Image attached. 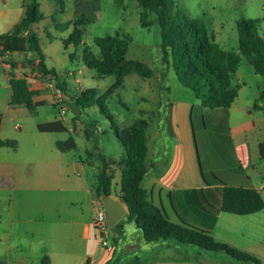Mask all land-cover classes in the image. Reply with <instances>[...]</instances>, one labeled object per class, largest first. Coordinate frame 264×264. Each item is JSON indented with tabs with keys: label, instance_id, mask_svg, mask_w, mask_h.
<instances>
[{
	"label": "crops",
	"instance_id": "1",
	"mask_svg": "<svg viewBox=\"0 0 264 264\" xmlns=\"http://www.w3.org/2000/svg\"><path fill=\"white\" fill-rule=\"evenodd\" d=\"M3 2L6 4L7 0ZM25 8L23 5L9 32L20 23ZM47 19L44 16L42 21L33 26L40 46L44 36L40 30ZM13 54H0L1 66L7 71L11 89L6 111L9 106H18L11 105L10 59L17 62L13 71L15 77L27 76L29 88L35 92L34 102L47 104L45 100L39 99L40 89L50 86L53 91L51 104L55 105V94L59 90L52 79L55 77L29 72L30 61L33 60L31 53L22 52L19 58H14ZM45 63L51 70L46 59ZM23 68H27V73L20 76L19 72ZM73 75L69 73L67 76ZM80 80L77 79V83ZM64 85L69 86L66 81ZM65 87L62 88L64 91L60 89L67 101L64 114L69 109H75V115L68 120L61 116L48 122L62 120L67 131L75 134V119L82 115L73 100L78 92H68ZM118 90L114 94L117 95ZM261 94H256L255 100L251 102L243 100L239 94L227 109L205 108L200 100L187 94V98L172 103L176 133L169 130L167 117L160 118L159 126L149 135L150 124L146 157L149 174L142 186L150 200L161 207L171 221L198 227L210 224L211 214L203 198L219 205L223 188L222 184L213 182L209 177L212 171L219 172L229 185L254 188L264 197V183L257 184L251 172L255 165L264 166L261 153V145H264V116L259 115L264 114V98L256 104ZM195 111L203 121L200 132L203 139L200 146L201 152L204 151L202 154L196 141ZM71 122L74 128L70 126ZM3 126L2 116L0 139L12 140L15 136L4 134ZM38 132L25 141V149L20 142L16 149L0 147V245H6V254L13 257L15 264H47L43 262L46 257L49 264H93L97 259L94 253L91 255V239L93 234L98 236L94 227L95 205L97 200L102 204L103 199L97 195L86 174V164L92 163V160L71 157L69 152L72 150L60 151L57 148L58 141L55 143L56 149L52 148L46 138L58 132ZM20 151L24 153L17 156ZM263 173L259 174L264 177ZM207 180L211 183L208 184ZM208 194L215 196L218 202L215 204ZM35 201L40 204L33 205ZM171 212L175 214L176 220L172 219ZM257 213L238 216L247 219H232V216L237 215L221 212L216 216L212 234L217 241L236 247L253 256L259 264H264V222L250 220ZM126 215L116 225L117 228L115 226L112 229L111 253L97 264H109L112 259L118 260L119 264H136V258L142 259L141 264H255L233 259L221 252L190 249L172 241L148 243ZM247 226L250 230L246 229ZM187 257L190 260H184Z\"/></svg>",
	"mask_w": 264,
	"mask_h": 264
},
{
	"label": "trees",
	"instance_id": "2",
	"mask_svg": "<svg viewBox=\"0 0 264 264\" xmlns=\"http://www.w3.org/2000/svg\"><path fill=\"white\" fill-rule=\"evenodd\" d=\"M56 1V0H54ZM63 3V0H58ZM141 9L142 25L149 27L157 22L161 27L163 59L169 65L172 59L173 68L180 84L191 90L202 105L208 109H227L236 101L239 95V85L233 81L242 58H246L253 66L257 75L264 77V37L259 33V21L254 19H241L238 21L239 53L220 48L214 37H210L205 21L195 18L177 6L176 0H134ZM44 19L41 4L38 0H30L26 5L24 15L14 30L0 36V54L10 55L16 52L31 53L34 59H40L39 69L43 74L53 75L45 63L41 51L40 39L33 26ZM90 20L86 13L78 14L73 21L58 27L69 30L70 34L63 40L65 50L75 48L81 52L82 62L98 73L99 78L115 77V83L104 95H100L96 87H88L78 92L73 99L81 111L93 106H99L101 112L111 122L115 129L114 134L124 147L119 161L100 154L102 165L98 167L96 182L93 184L97 195L116 196L128 209L126 218L132 221L140 231L143 239L148 243L159 241H172L175 243L196 246L209 252L225 253L233 259L253 262L259 261L248 253L229 244L217 241L212 229L216 216L229 213L237 216L251 215L264 209V199L254 188L229 185L217 171L209 173L213 182L223 185L222 199L219 205L211 204L203 198L211 214V222L207 227L192 226L184 222L171 221L167 213L152 200H150L142 183L148 177L149 167L146 164L148 152L147 132L150 126L145 117L137 118L130 126L118 127L109 112L107 99L119 89L130 75L141 78H151L152 69L140 60H128L127 52L132 37L124 32L117 31L114 35L95 39L94 46L83 41L86 27ZM76 53H69L70 61L75 60ZM13 91L11 105H24L34 112L36 107L43 103H35V92L29 88L28 79L15 77L13 71L17 63L10 61ZM64 85V83H63ZM62 87V86H61ZM58 85V88L63 90ZM264 98V92L257 99L256 104ZM2 115L0 114V128ZM41 132H66L67 126L62 120H56L37 125ZM89 131L86 135L89 138ZM0 147L16 149L18 143L13 140L0 139ZM60 151H69L77 148L74 136L66 141H58ZM264 158V145H261ZM116 166L121 173V189L114 191V173ZM210 184L211 181L207 180ZM117 228V226H116ZM197 259H199L197 257ZM184 260H190L185 258ZM136 264L142 259L136 258ZM49 264V260L43 259Z\"/></svg>",
	"mask_w": 264,
	"mask_h": 264
},
{
	"label": "rangeland",
	"instance_id": "3",
	"mask_svg": "<svg viewBox=\"0 0 264 264\" xmlns=\"http://www.w3.org/2000/svg\"><path fill=\"white\" fill-rule=\"evenodd\" d=\"M41 3V10L45 17H48L41 28L44 34L41 39V50L45 56L48 67L52 70L54 82L58 88H64L68 92H78V88L83 86L96 87L101 96L115 83V77L107 76L99 78L94 69L86 66L81 59V52H75L74 47L64 49L63 40L66 39L70 30L58 29L59 26L84 12L87 14L90 24L86 27L83 37L84 43L94 46L95 39L114 35L117 31L129 34L132 42L127 52L128 60H140L148 65L153 72L151 78H141L137 75H130L125 78L124 84L119 88L117 95L113 93L107 99L109 112L113 115V121L118 127L130 126L137 118L144 116L151 124V131L159 126L160 118H168V128L172 133H176L174 121V109L172 103L183 98L187 94L193 99V92L183 87L177 77L169 58L168 65L163 59L161 27L155 22L149 27L142 25L141 9L134 0H63L64 4L56 0H38ZM30 0H7L5 4L0 0V36L7 34L21 13L22 6L27 5ZM177 6L195 18L205 21L210 37H214L220 48L239 53L238 21L241 19H254L259 21V33L264 37V0H176ZM76 53L75 61L69 60V53ZM14 58L22 56L21 53H14ZM9 61V59H7ZM12 62L16 60L10 59ZM78 61V62H77ZM0 59V112L4 118L3 132L10 136H15L12 140L22 143L25 149V141L32 138V134H38L37 125L50 120L60 118L70 119L75 115V109H69L68 113L61 114L59 106L51 104L53 100L52 87H43L40 90L39 99H43L47 104L36 107L34 112L29 111L24 105L9 106L6 111L11 89L9 87L7 71L1 66ZM30 66L29 72L34 71ZM9 71V69H8ZM27 73V68L20 70V76ZM33 73V72H32ZM73 73V76H67ZM67 74V75H66ZM77 79L80 80L77 83ZM50 81V80H49ZM64 81L69 86L63 85ZM77 84V85H76ZM233 84L239 85L240 97L245 101L255 100L256 94L264 92V77L257 75L253 66L246 58H242L238 71L235 75ZM54 89V88H53ZM59 89V88H58ZM67 103V101H66ZM74 107V104H73ZM75 108V107H74ZM82 115L77 117L74 123L76 133L58 132L52 133L46 138L47 143L55 148L56 141H66L70 136H74L77 148L69 152L71 157L82 158L83 161L92 163L86 164V174L91 185L96 182L97 169L102 165L100 154L106 157H113L120 160L124 147L114 134L111 122L101 112L99 106L91 107L85 111L79 110ZM143 112L145 115H143ZM196 112V111H195ZM263 115V113H259ZM195 124L197 128L196 141L200 148L203 143L201 130L203 121L196 112ZM236 122V118L234 119ZM70 126L74 128L73 123ZM96 126V129L94 127ZM92 127V128H91ZM91 129L95 130V132ZM89 131V138L86 135ZM171 133V134H172ZM162 148L164 147L163 141ZM150 148H152V145ZM201 152V148H200ZM202 152H204L202 150ZM201 152V154H202ZM17 156L24 152L20 151ZM212 157V154L210 155ZM114 173V191L121 189V175L117 168L112 167ZM264 172L263 164L255 165L251 171L258 183H264V177L259 173ZM264 174V173H263ZM264 196V190H262ZM209 198L216 204L215 196L208 194ZM264 198V197H263ZM37 203L36 201L33 203ZM101 207L97 200L95 205V216ZM181 213V212H180ZM173 220L175 214L170 213ZM250 220L264 222V209L252 216ZM232 219H247L232 216ZM247 230L250 228L247 226ZM113 231L108 228V246L102 245V238L94 236L91 239V255L95 254L96 261L93 264L102 262L104 257L111 253L113 246ZM172 242H175L172 240ZM190 249L199 251L196 246L184 245ZM6 245H0V264H15L13 257L6 254ZM204 251V250H202ZM112 264H119V261L112 259ZM109 263V264H111Z\"/></svg>",
	"mask_w": 264,
	"mask_h": 264
},
{
	"label": "built area",
	"instance_id": "4",
	"mask_svg": "<svg viewBox=\"0 0 264 264\" xmlns=\"http://www.w3.org/2000/svg\"><path fill=\"white\" fill-rule=\"evenodd\" d=\"M6 56H9V55H6ZM32 66L35 69L33 72L36 75H45L39 69V66H40V59L39 58L34 59V63L32 64ZM84 89L85 88L83 86H80L78 88V92H80ZM54 104L59 106L62 114H64L67 111L65 94L60 89L55 94ZM94 227H95V230L97 231V234L99 235V237L102 238V245L108 246V241L106 239L107 235H108L107 234L108 224H107L106 210H105L104 203H102L101 207L97 210V213H96V216L94 219Z\"/></svg>",
	"mask_w": 264,
	"mask_h": 264
},
{
	"label": "water",
	"instance_id": "5",
	"mask_svg": "<svg viewBox=\"0 0 264 264\" xmlns=\"http://www.w3.org/2000/svg\"><path fill=\"white\" fill-rule=\"evenodd\" d=\"M108 228L112 230L128 214L127 207L113 196L102 195Z\"/></svg>",
	"mask_w": 264,
	"mask_h": 264
}]
</instances>
